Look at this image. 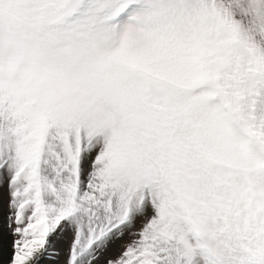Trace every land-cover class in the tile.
Instances as JSON below:
<instances>
[{
    "label": "snow or ice",
    "instance_id": "6c2138e0",
    "mask_svg": "<svg viewBox=\"0 0 264 264\" xmlns=\"http://www.w3.org/2000/svg\"><path fill=\"white\" fill-rule=\"evenodd\" d=\"M0 264H264V0H0Z\"/></svg>",
    "mask_w": 264,
    "mask_h": 264
}]
</instances>
